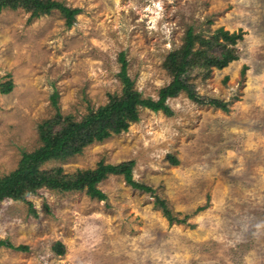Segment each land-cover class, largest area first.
Masks as SVG:
<instances>
[{
  "label": "rangeland",
  "instance_id": "374dc122",
  "mask_svg": "<svg viewBox=\"0 0 264 264\" xmlns=\"http://www.w3.org/2000/svg\"><path fill=\"white\" fill-rule=\"evenodd\" d=\"M58 1L81 10L72 27L58 9L33 16L23 1L0 11V178L41 145L55 93L76 120L122 95V54L134 87L157 100L173 80L169 55L183 65L192 31L181 77L200 100L182 92L166 101L170 113L140 107L128 131L46 162L74 178L134 160L135 181L153 191L110 175L98 185L106 200L47 188L28 197L33 207L3 200L0 239L30 250L2 246L0 264H264V0ZM221 30L242 38L232 45ZM226 50L238 59L210 64ZM158 198L184 221L171 223Z\"/></svg>",
  "mask_w": 264,
  "mask_h": 264
},
{
  "label": "trees",
  "instance_id": "16d2710c",
  "mask_svg": "<svg viewBox=\"0 0 264 264\" xmlns=\"http://www.w3.org/2000/svg\"><path fill=\"white\" fill-rule=\"evenodd\" d=\"M20 1L28 5L32 15L50 14L58 9L66 19L68 27H72L77 15L81 12L78 8H71L58 0H0V11L5 7H17ZM221 38L230 44H236L242 35L221 30ZM193 38L192 31L188 32V39L182 56L183 65L177 64L179 53L173 52L169 55V60L174 66L173 80L169 85L162 88L159 98H143L140 91L134 85V80L127 73V61L124 54L120 57L121 71L120 77L123 83L121 96L110 95V100L105 106L91 109L81 119H74L72 116H64L58 107V94L53 95V104L57 109L54 118L45 121L40 125L41 145L32 152H24L18 167L7 176L0 178V203L6 199L22 200L28 202L31 207L33 203L28 200L30 195L36 194L40 189L47 188L59 191H82L86 190L92 198L106 200L107 195L98 185L110 175H124L126 182L134 188L152 192L153 188L135 181L133 169L135 161H126L120 164H106L103 161L95 169L80 171L74 178H69L62 174L61 169L50 171L43 170L41 167L50 160L65 159L70 156L82 153L86 146L97 141H103L114 134H121L129 130L132 123L138 122L139 109L145 107L154 112L160 110L170 113L171 109L166 104L169 98H175L182 92L194 101H199L196 93L190 85L182 79V72L187 59L192 52ZM238 56L232 51L222 52L216 59L209 60L210 64L223 69L232 61L237 60ZM1 88L3 93H10L13 90L11 81ZM2 85V84H1ZM215 107L227 110L226 105L221 101L213 99L209 102ZM61 124V128L55 127ZM173 164H178V160L171 157ZM157 203L163 208L165 216L171 223L174 221L183 222L174 217L172 211L166 203L157 199ZM7 247L17 251L28 252L27 245L15 246L7 240L0 239V247ZM55 250L58 254L64 253L63 244L58 242Z\"/></svg>",
  "mask_w": 264,
  "mask_h": 264
}]
</instances>
